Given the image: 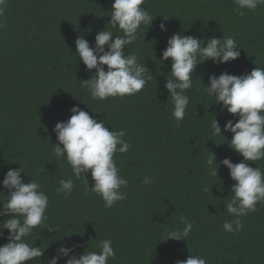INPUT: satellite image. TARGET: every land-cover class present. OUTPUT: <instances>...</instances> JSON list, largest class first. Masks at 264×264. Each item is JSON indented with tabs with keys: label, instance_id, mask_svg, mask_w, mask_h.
<instances>
[{
	"label": "trees",
	"instance_id": "trees-1",
	"mask_svg": "<svg viewBox=\"0 0 264 264\" xmlns=\"http://www.w3.org/2000/svg\"><path fill=\"white\" fill-rule=\"evenodd\" d=\"M112 3L7 0L0 16L4 25L0 28V194L8 195L2 187L7 171L24 165V171L48 195L46 223L57 229L50 232L42 225L33 230L28 242L45 253L41 260L27 264H48L61 243L76 246L72 254L79 256L88 246V251H99L106 239L112 240L116 252L108 264H176L191 254L206 258L207 264H264V202L241 218L243 230L225 231L224 222L234 217L226 212L224 201L231 199L235 182L226 166L220 164L214 177L206 163L212 152L218 162L244 159L229 146L233 133L224 132L226 138L215 136L211 128L215 117L222 132L228 120L238 122L239 117L222 111V103L212 104L215 98L198 91L201 81L196 79L208 84L212 74L240 76L256 66L264 67V4L255 11L243 10L245 15L240 16L234 0H145L143 7L153 16V24L141 25L138 39L126 47L146 63L152 79L135 95L99 100L81 82L96 73L78 59L76 40L83 35L95 46L96 35L105 28L114 32L113 39L123 35L108 24ZM162 22L167 31L160 29ZM180 32L205 42L231 36L241 49L236 60L220 64L207 60L198 65L187 92L190 103L185 118L177 126L164 87L172 61L161 64L158 60L168 39ZM74 106L104 121L110 131L126 132L130 150L117 152L114 159L129 182L121 189L127 198L112 208H106L99 195L86 192L84 180L73 177L66 159L57 160L54 155L58 140L53 129L70 118ZM248 163L264 169V159ZM22 175L29 183L31 178ZM145 176L152 183L143 184ZM67 178L74 179L75 187L66 197L56 189ZM87 179L92 187L91 171ZM182 216L193 223L190 236L165 241L168 231L184 227ZM7 242L0 238V246Z\"/></svg>",
	"mask_w": 264,
	"mask_h": 264
},
{
	"label": "clouds",
	"instance_id": "clouds-1",
	"mask_svg": "<svg viewBox=\"0 0 264 264\" xmlns=\"http://www.w3.org/2000/svg\"><path fill=\"white\" fill-rule=\"evenodd\" d=\"M238 6L239 15L244 16L243 10L255 11L264 4V0H234ZM145 0H113L111 19L108 24L118 28L123 35H116L105 28L95 37L92 46L83 35L76 40V53L87 70H95V75L81 81L93 99L107 100L109 97L132 96L144 89L152 79L151 71L146 63H141L137 54L127 50L138 39L141 25L152 26L153 16L147 10ZM7 0H0V16L4 15ZM164 17V16H163ZM167 17L164 20L167 21ZM0 24V28H3ZM149 27V28H150ZM162 31H167L166 23L160 24ZM241 49L231 36L222 38L212 37L205 42L204 38L185 35L183 32L173 33L167 41V47L162 53L161 64L171 58V75H166L165 89L173 104L172 116L179 123L184 120L190 103L188 90L193 87V73L198 65L207 60L216 64L236 60ZM256 64V63H255ZM257 65V64H256ZM107 66V70H105ZM152 72V71H151ZM198 91L214 97L212 104L223 105L222 111L227 110L233 116H238V122L228 120L223 132L217 118L212 120L213 135L223 136L224 132L233 133L230 148L244 159L233 163L230 158L217 161L212 152L206 163L212 176H218L220 164L230 170V177L235 182L231 188V199L224 201L226 212L233 216L232 221H225L223 228L235 234L243 230L242 217L256 211V205L264 202V169L258 165L251 167L248 162L264 159V67L256 66L250 73L232 75L224 72L217 76H209L208 84L202 79ZM82 102V101H81ZM84 103V102H83ZM205 106V105H204ZM208 108V107H207ZM206 108V109H207ZM72 115L66 122H58L53 131L58 143L54 145V155L57 160H65L71 166L73 177L83 179L86 192L99 195L106 208H112L117 202L127 198L122 188L128 187V180L120 175L114 159L117 152L123 154L130 150V144L124 139L125 130H109L104 121H97L79 107L71 109ZM226 138V137H225ZM62 145V147H61ZM19 169H10L4 176L2 187L8 195L0 196V238H6L7 243L0 246V264H27L35 258L43 257L45 249L28 242L27 238L33 230L43 225V230L55 232L57 229L47 225V210L49 197L42 190L41 184L24 171V165ZM91 171L94 181L92 187L87 179ZM23 174L29 176L30 182L25 183ZM152 183L145 176L143 184ZM75 187L73 178L61 179L57 193L70 196ZM208 191L207 188L204 189ZM182 229L167 232L165 241L169 239L187 240L193 223L187 217H180ZM5 231L8 235L5 237ZM112 240L100 242L99 251H88L82 255H73L75 247L61 243L57 254L49 259L48 264H59L62 258H67L65 264H108L114 259L116 252ZM176 264H207L206 258L191 254L186 260H178Z\"/></svg>",
	"mask_w": 264,
	"mask_h": 264
}]
</instances>
